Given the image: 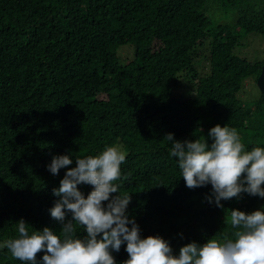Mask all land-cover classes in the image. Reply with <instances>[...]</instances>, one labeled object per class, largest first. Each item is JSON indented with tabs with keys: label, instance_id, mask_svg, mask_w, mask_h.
Returning a JSON list of instances; mask_svg holds the SVG:
<instances>
[{
	"label": "trees",
	"instance_id": "obj_1",
	"mask_svg": "<svg viewBox=\"0 0 264 264\" xmlns=\"http://www.w3.org/2000/svg\"><path fill=\"white\" fill-rule=\"evenodd\" d=\"M223 8L233 21L218 18ZM251 32L264 34V0H0V241L18 235L21 219L30 232L59 234L49 210L67 168L53 175L47 166L66 154L75 167V157L106 146L126 154L116 183L131 195L126 213L141 238L158 235L174 254L231 233V209L264 210L258 195L242 192L218 207L211 184L187 187L164 138L211 144L219 124L235 128L246 150L264 147V95L239 96L264 63L235 52ZM124 44L134 58L121 65ZM78 188L85 197L92 190ZM112 255L123 264L126 242ZM0 264L24 262L3 244Z\"/></svg>",
	"mask_w": 264,
	"mask_h": 264
},
{
	"label": "clouds",
	"instance_id": "obj_2",
	"mask_svg": "<svg viewBox=\"0 0 264 264\" xmlns=\"http://www.w3.org/2000/svg\"><path fill=\"white\" fill-rule=\"evenodd\" d=\"M207 139L176 140L172 133L164 138L171 142L170 155L178 158L186 186L196 188L211 184L218 207L222 200L238 197L242 192L264 197V147L246 150L235 128L213 126ZM126 154L117 146H106L97 155L75 157L56 155L47 166L53 175L67 168L53 194L59 199L50 208L51 217L61 223L59 234L51 228L29 231L19 220L18 235L4 241L11 256L24 264H37L43 252V264H116L112 251L119 252L126 242L128 259L123 264H264V210L245 213L231 209L224 223L232 231L205 243L183 245L174 254L168 241L160 236L141 238L135 218L126 213L130 194H121V165ZM127 179V177H124ZM92 190L85 197L78 185ZM117 193L112 196L111 194ZM107 201L105 207L104 202ZM72 218L65 221L66 212ZM129 225H131L129 227ZM77 226L86 230L81 238Z\"/></svg>",
	"mask_w": 264,
	"mask_h": 264
},
{
	"label": "rangeland",
	"instance_id": "obj_3",
	"mask_svg": "<svg viewBox=\"0 0 264 264\" xmlns=\"http://www.w3.org/2000/svg\"><path fill=\"white\" fill-rule=\"evenodd\" d=\"M218 18L225 22H231L234 20V13L223 9H219ZM233 13V14H230ZM235 52L240 56L247 58L249 61H260L264 59V34L251 32L245 37H243L235 48ZM116 56L119 64L123 65L126 62L134 58V48L130 44H124L117 48ZM243 91V92H242ZM242 92V93H241ZM239 96L244 99V101L250 102L259 96V89L257 87L254 77H249L245 80ZM259 207L255 205L254 208ZM258 210L260 208H257ZM252 210V209H251ZM4 242L0 241V248L3 246Z\"/></svg>",
	"mask_w": 264,
	"mask_h": 264
},
{
	"label": "water",
	"instance_id": "obj_4",
	"mask_svg": "<svg viewBox=\"0 0 264 264\" xmlns=\"http://www.w3.org/2000/svg\"><path fill=\"white\" fill-rule=\"evenodd\" d=\"M256 84H257L258 89L264 95V63L262 65L261 72L257 78Z\"/></svg>",
	"mask_w": 264,
	"mask_h": 264
}]
</instances>
